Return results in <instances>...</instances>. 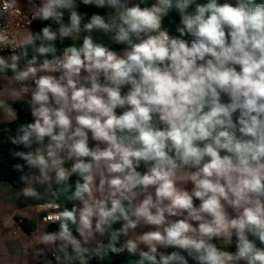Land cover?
<instances>
[{"label":"clouds","instance_id":"clouds-1","mask_svg":"<svg viewBox=\"0 0 264 264\" xmlns=\"http://www.w3.org/2000/svg\"><path fill=\"white\" fill-rule=\"evenodd\" d=\"M29 3V24L49 23L14 46L0 34V51L11 50L0 79L15 82L33 118L10 138L28 149L11 152L25 162L17 171L29 169L21 192L44 187L38 207L59 224L35 256L90 264L127 250L135 264H264V3L80 0L111 10L87 23L77 0ZM173 10L175 37L163 28ZM66 38L82 44L57 55Z\"/></svg>","mask_w":264,"mask_h":264},{"label":"crops","instance_id":"crops-1","mask_svg":"<svg viewBox=\"0 0 264 264\" xmlns=\"http://www.w3.org/2000/svg\"><path fill=\"white\" fill-rule=\"evenodd\" d=\"M155 2L156 0H144V4H142L141 6H151V4ZM200 2H205V0H200ZM220 2H224V0H220ZM231 2L234 3L235 0H231ZM257 2L264 3V0H257ZM77 3L79 4L78 11L81 14H84V17L86 15L91 16L94 13L106 16L107 13L111 11L107 8L101 9L94 6H85L80 3V0H77ZM131 3H140V0H131ZM165 18H169L170 24L175 28H177L180 23L179 14L175 10H173L169 14V16ZM65 19H67V13L65 14ZM29 30L33 32V28H31L22 30L18 33L19 44H22L23 41L27 38ZM93 36L98 40V42L110 46L117 52L122 51L124 48V45L112 43L110 36H104L100 32H94ZM79 44H82V39L72 40L71 38H66L62 44L57 42V55L61 54L65 47L70 45L78 46ZM0 56H3L4 58L10 60L11 54H2ZM24 65L25 62L22 60L20 62V67L24 68ZM7 75L11 77L13 73L9 70ZM1 82L2 90L0 92V126L15 121L17 119L16 103L26 100L19 99L12 94L11 89L14 86V81L1 79ZM9 105L13 107V109L15 110L14 112H9ZM75 180L76 177L73 176L72 182L74 183ZM24 187H26V185L17 187L7 181L0 182V264H44L43 259L35 256L36 249L39 247H43L40 238L45 232H55L59 229V225L48 226L41 221V217L43 214L42 212H40L38 206L44 204L46 200L49 199V194L46 192L45 188L37 186L39 195L30 198L25 197L21 192V189H23ZM187 187L190 189L191 185L189 184ZM59 203L64 204L66 203V201L63 197H61ZM196 205H199V201L196 203ZM67 207L71 208L72 203L68 202ZM229 211L231 212L230 209ZM18 219L24 220L25 224L18 225ZM26 224L28 227H33V229L28 231L26 229ZM113 227L118 229L121 227V224L117 223L113 225ZM150 230H153L152 226H139L137 227V229H135V233L143 234L144 232ZM74 234H76L75 231ZM97 239H101L104 243H107V236L97 237ZM124 239L125 237H121V244L123 243ZM233 240L235 242V237H233ZM94 246L95 245H90V247ZM225 250L235 252V243ZM138 259V255L128 253L120 264H135ZM100 263L113 264V255L109 254V256L104 260H100Z\"/></svg>","mask_w":264,"mask_h":264},{"label":"trees","instance_id":"trees-1","mask_svg":"<svg viewBox=\"0 0 264 264\" xmlns=\"http://www.w3.org/2000/svg\"><path fill=\"white\" fill-rule=\"evenodd\" d=\"M90 16L86 15L84 17L83 22L87 23L88 18ZM65 22H67V19H65ZM49 22H40L36 21L35 24L33 25V32H39L40 29L45 26ZM163 26L164 28L172 35V36H179V33L176 31V28L173 27L170 24V19L165 18L163 21ZM53 27H58L54 25ZM187 40L193 39V37H184ZM30 58V57H29ZM43 58H41L42 61ZM25 62V61H24ZM2 90V82L0 79V92ZM16 109H17V119L11 123L5 124L0 126V182L2 181H7L12 183L13 185L19 187L25 185L21 180L20 177L24 173H27L29 169L27 166L24 168V173H21L17 171L13 166L15 164H25V162L19 158H14L11 152L13 151H28V149L24 148L22 145L21 146H16L10 143V138L16 134V129L19 125L21 124H26L32 122V117L30 114V111L28 110L26 100L19 101L16 103ZM91 146V142H90ZM198 201L195 202V204ZM23 224H25L23 222ZM26 229L28 231L32 230L33 227H28L26 224ZM257 244L259 246V242L257 241ZM119 247V245H117ZM174 249H167L168 252L173 251ZM128 252L127 251H122L119 254H112L113 255V264H120L122 260L127 256ZM90 264H101L100 260L97 258H93L90 261ZM189 264H194L193 261H189Z\"/></svg>","mask_w":264,"mask_h":264},{"label":"built area","instance_id":"built-area-1","mask_svg":"<svg viewBox=\"0 0 264 264\" xmlns=\"http://www.w3.org/2000/svg\"><path fill=\"white\" fill-rule=\"evenodd\" d=\"M36 2L38 3L39 0H36ZM6 4L11 5L12 0H0V30H6V31H0V34H6L8 39L13 42V46H14L15 44H19L18 33L22 30L33 28V25L35 24L36 21H33L31 24H29V20L31 19V5L29 3V0H16L14 5L8 7L7 11H5ZM18 51L19 49H17V52ZM2 54H11V50L5 48L4 50L0 51V55ZM53 75L59 76V73H53ZM39 210L43 214L41 217V221L44 224L48 226L59 225L58 222L50 218L53 212L56 210H51V209L44 210L41 209L40 207ZM46 217H48V219H45ZM23 222L24 220L22 219L17 220L18 225H23Z\"/></svg>","mask_w":264,"mask_h":264},{"label":"water","instance_id":"water-1","mask_svg":"<svg viewBox=\"0 0 264 264\" xmlns=\"http://www.w3.org/2000/svg\"><path fill=\"white\" fill-rule=\"evenodd\" d=\"M216 242H217V241H216ZM234 243H235V242H234V240H233V244H234ZM233 244H232V245H233Z\"/></svg>","mask_w":264,"mask_h":264}]
</instances>
